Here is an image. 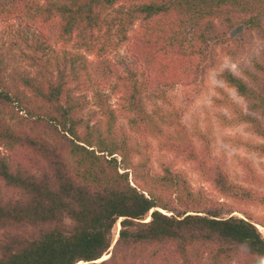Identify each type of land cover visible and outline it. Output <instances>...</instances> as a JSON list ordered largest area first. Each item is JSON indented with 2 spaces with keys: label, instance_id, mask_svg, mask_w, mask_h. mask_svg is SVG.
I'll list each match as a JSON object with an SVG mask.
<instances>
[{
  "label": "trees",
  "instance_id": "1",
  "mask_svg": "<svg viewBox=\"0 0 264 264\" xmlns=\"http://www.w3.org/2000/svg\"><path fill=\"white\" fill-rule=\"evenodd\" d=\"M262 17L264 0H0V264H88L105 255L99 264H264V233L239 207L264 205V176L244 160V181L263 191L233 182L208 132L183 133L174 109H148L149 100L165 99L148 92L164 83L160 66L176 59L186 79L203 76L228 32L257 30ZM221 18L226 30L216 34ZM185 21L191 28L182 32ZM138 24L139 39L145 24L164 27L152 84L146 70L122 72L107 55L111 36L118 46ZM187 31L195 42L181 39ZM254 67L246 80L230 70L220 78L264 114V61ZM105 88L124 100L127 131L116 125ZM218 92L215 105L229 113L220 125L246 124L263 141L230 144L264 157V126ZM87 93L98 120L84 117ZM150 138L182 156L226 202L193 191L167 165L140 177L131 158ZM114 155L134 171V184Z\"/></svg>",
  "mask_w": 264,
  "mask_h": 264
},
{
  "label": "rangeland",
  "instance_id": "2",
  "mask_svg": "<svg viewBox=\"0 0 264 264\" xmlns=\"http://www.w3.org/2000/svg\"><path fill=\"white\" fill-rule=\"evenodd\" d=\"M185 22L187 25L182 29V32L191 28V24L187 21ZM199 24L201 23L199 22ZM214 24L217 25L216 34H221L226 30L223 18L216 19ZM142 27V39L138 38V29L140 28L138 24L129 33L128 41L118 46L116 37L111 36V45L107 50V55L110 61L115 63L116 67L122 72H126V69L129 67H138L141 70H146V80L152 84L155 81L151 74L153 72L151 61L152 57L161 54L163 50V40L160 36L162 35L161 30L164 27H159V25L155 24H145ZM227 38L230 39L225 44L216 45V65L206 71L203 76H190L189 80L186 79L184 72L187 70V66L182 65L183 63L176 59L160 66L158 69L164 83H161L160 86L154 84V88L151 85V89L148 92L152 96L154 90H156L158 94H163L165 99L149 100L150 105L148 109L151 110L155 107L174 109L179 114L177 119L178 129L183 133L192 135L196 128L204 132V135L206 134L205 132H208L206 135L213 144L214 152L218 155L217 157L220 156L226 160V165L231 173L233 182L245 186L252 185V187L259 191H263L260 187L244 181V171L239 167V162L244 160L251 162L257 174L264 176V157H260L257 153L249 151L248 148L232 146L228 141L229 138H233L251 143H263L262 139L250 132L246 124L238 126L220 125L221 116H229V113L225 108L216 106L214 99L219 97L218 89H224L231 99L244 109L245 114L255 116L264 126V114L250 111L248 109V102L239 96L235 89L228 87L224 80L220 78V75L224 71L230 70L235 76L246 80L244 72L255 71L254 64L264 61V17L261 19L259 29L250 30L244 25H237L228 32ZM181 39L186 42H195L189 31H187L186 37ZM147 41L149 44L144 46V43ZM118 42L120 41L118 40ZM167 55L165 54L166 57ZM88 58L93 61V54L89 55ZM196 62H200V59ZM188 74L190 73L188 72ZM105 91L106 94H109L110 106L115 110L116 125L124 126L127 131L128 120L125 114L128 112L123 107L125 106L123 104L124 100L121 101V95L111 92L109 88H105ZM87 94L84 117L88 118L91 116L90 120H98L102 117L101 113L95 106L92 94ZM150 142L151 145H149L148 150L144 154L135 155L131 158V164L136 168V172L140 177L147 172L160 174L163 166L167 165L175 172L183 175L188 180L193 191L201 192L217 202H226V199L221 197L210 183L203 181L200 174L193 169L191 164L185 162L182 156L173 151L161 150L157 142L151 138ZM114 156L117 157L120 163V172L129 171L130 182L134 184V171L132 169L125 170L122 158L118 155ZM239 207L253 215L255 223L264 233V229L259 224L260 221L264 220V205H241ZM243 214L239 210L235 212V215L239 217H244ZM118 229L119 224L114 228L116 239L119 236ZM109 256L105 255L103 259L95 264L108 259Z\"/></svg>",
  "mask_w": 264,
  "mask_h": 264
},
{
  "label": "bare ground",
  "instance_id": "3",
  "mask_svg": "<svg viewBox=\"0 0 264 264\" xmlns=\"http://www.w3.org/2000/svg\"><path fill=\"white\" fill-rule=\"evenodd\" d=\"M119 230V229H118ZM100 261V260H99ZM79 264H86V263H83V262H81V263H79Z\"/></svg>",
  "mask_w": 264,
  "mask_h": 264
},
{
  "label": "water",
  "instance_id": "4",
  "mask_svg": "<svg viewBox=\"0 0 264 264\" xmlns=\"http://www.w3.org/2000/svg\"><path fill=\"white\" fill-rule=\"evenodd\" d=\"M119 230H120V225H119ZM110 257V256H109ZM94 263H98V262H94Z\"/></svg>",
  "mask_w": 264,
  "mask_h": 264
}]
</instances>
